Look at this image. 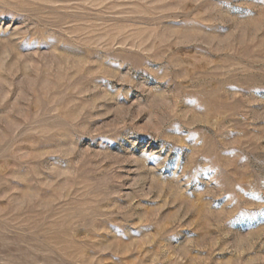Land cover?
<instances>
[{
  "label": "rangeland",
  "instance_id": "rangeland-1",
  "mask_svg": "<svg viewBox=\"0 0 264 264\" xmlns=\"http://www.w3.org/2000/svg\"><path fill=\"white\" fill-rule=\"evenodd\" d=\"M0 264H264V0H0Z\"/></svg>",
  "mask_w": 264,
  "mask_h": 264
}]
</instances>
